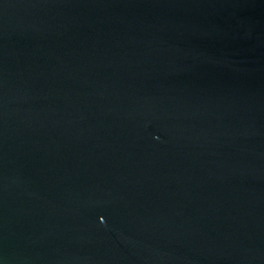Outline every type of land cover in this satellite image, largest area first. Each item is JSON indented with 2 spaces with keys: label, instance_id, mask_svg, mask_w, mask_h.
<instances>
[{
  "label": "water",
  "instance_id": "95a60500",
  "mask_svg": "<svg viewBox=\"0 0 264 264\" xmlns=\"http://www.w3.org/2000/svg\"><path fill=\"white\" fill-rule=\"evenodd\" d=\"M0 264H264V0H0Z\"/></svg>",
  "mask_w": 264,
  "mask_h": 264
}]
</instances>
